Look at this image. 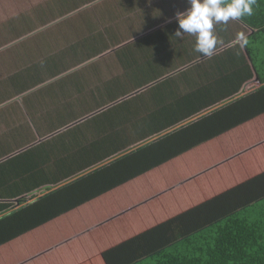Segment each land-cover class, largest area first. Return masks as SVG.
Returning <instances> with one entry per match:
<instances>
[{"label": "crops", "instance_id": "crops-1", "mask_svg": "<svg viewBox=\"0 0 264 264\" xmlns=\"http://www.w3.org/2000/svg\"><path fill=\"white\" fill-rule=\"evenodd\" d=\"M189 7L0 0V220L36 202L55 213L82 202L35 229L0 225V238L20 234L0 244V264H48L60 241L88 260L144 218L185 213L264 168V98L250 97L264 87V38L230 20L214 26L213 54L197 53L195 36H174ZM127 215L133 225L100 244L98 224Z\"/></svg>", "mask_w": 264, "mask_h": 264}, {"label": "trees", "instance_id": "trees-1", "mask_svg": "<svg viewBox=\"0 0 264 264\" xmlns=\"http://www.w3.org/2000/svg\"><path fill=\"white\" fill-rule=\"evenodd\" d=\"M253 9V15L243 17L241 21L256 31L251 41L262 43L264 0H256ZM250 97L263 99L264 87ZM263 111L264 107L257 108L256 115ZM262 154L261 165H264ZM66 190L67 187H62L49 195L60 198V194ZM90 199L92 197L84 196L83 202ZM80 203L64 202L55 213L45 202L40 205L36 202L1 219L0 225L10 227L13 226L12 221L20 225V220L24 228L35 229ZM121 219L118 223L110 224L105 220L98 224L106 234L103 238L101 231L95 229L100 244L116 242L117 236L110 235L111 232L124 226V223L133 225L131 215ZM144 219L140 232L129 235L115 245L110 244L111 247L107 246L88 260L81 261L80 258L77 261L76 256H71L65 241L49 243L48 264H264V168L240 171L236 185L185 213L164 220ZM19 235L1 236L0 244Z\"/></svg>", "mask_w": 264, "mask_h": 264}, {"label": "clouds", "instance_id": "clouds-1", "mask_svg": "<svg viewBox=\"0 0 264 264\" xmlns=\"http://www.w3.org/2000/svg\"><path fill=\"white\" fill-rule=\"evenodd\" d=\"M188 3V9L176 13L178 28L174 36L181 39L185 34L195 36L194 51L211 56L220 42L214 26L252 16L256 0H188ZM236 41L241 48L248 43L244 33H238Z\"/></svg>", "mask_w": 264, "mask_h": 264}]
</instances>
